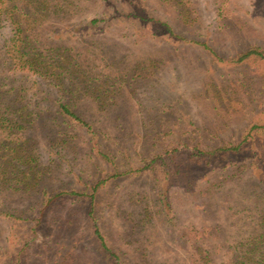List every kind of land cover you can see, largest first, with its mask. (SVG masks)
Segmentation results:
<instances>
[{"label": "rangeland", "instance_id": "rangeland-1", "mask_svg": "<svg viewBox=\"0 0 264 264\" xmlns=\"http://www.w3.org/2000/svg\"><path fill=\"white\" fill-rule=\"evenodd\" d=\"M56 2L32 33L64 69L30 88L27 126L0 148V264H113L94 225L120 264H190L204 227L214 264L239 257L260 229L264 131L226 154L264 125V59L233 58L264 47V0Z\"/></svg>", "mask_w": 264, "mask_h": 264}, {"label": "trees", "instance_id": "trees-1", "mask_svg": "<svg viewBox=\"0 0 264 264\" xmlns=\"http://www.w3.org/2000/svg\"><path fill=\"white\" fill-rule=\"evenodd\" d=\"M64 6L60 2L51 3V0H0V69H2L0 71V134H3V138L0 139V148L8 150L11 147L8 143L13 141L8 139L9 136L16 131L23 130L27 126L30 115L28 103L35 94L32 91L29 92L30 88L34 87V85L37 86L41 78L48 79L51 77L52 79H56L60 74V69H64L62 68L64 64L59 63L60 61L57 62V59L54 57L53 53H56L55 49L49 48L47 50L49 53L43 54L45 51L44 49H40L42 46L40 39L37 36H33L34 33H32L36 29L35 26L39 25L45 16L52 12H57ZM102 21H104V18L91 19L88 21V27L96 28L97 24ZM4 27H8V29H3ZM249 58L253 60L264 59V47L254 46L240 51L233 60L240 62ZM68 59L67 57L65 64L69 62ZM2 72L5 73L2 74ZM26 80H30L32 85L26 86ZM16 81L19 82L18 85L14 84ZM27 94L30 97H26ZM18 103L19 105H17ZM57 106V111L62 115L90 130L89 124L72 111L66 103L57 101ZM263 131L264 125L252 123L241 134L238 145L228 148L232 152H227L228 155L226 154V156L233 159L235 157L236 159L237 157L239 158L240 154L244 151V147L241 144L253 139L255 134L262 133ZM20 146H26L25 140L17 144L16 150ZM246 150L248 149L246 148ZM203 152L205 153L202 149H195L186 158L196 163H198V160L201 162L202 157H199V153ZM252 154L254 161L257 158L258 161L261 159L264 162V151L254 150ZM206 155L207 153L203 158ZM230 160L232 161V159H229L226 161V164ZM238 160H241V158ZM205 161L206 163L209 161L208 157H206ZM246 163L244 162L238 166L243 168L246 166ZM175 171L176 173L179 172L177 169ZM190 172L193 173V171ZM102 182L103 180L97 181L91 187L89 193L83 194L84 197H88V215L90 216L93 212L96 191ZM72 194L79 195L77 192H73ZM258 216L260 229L252 235L251 240L243 243L245 244L243 253L239 257L227 259L225 264H264V207L260 209ZM93 228L94 237L103 251L104 257L113 264H120L119 256L108 246L99 228L96 225ZM212 233L214 232L208 227L197 230L190 228L188 230L187 239H195V242H198L191 257H189L191 260L190 264H214L213 257L211 256L213 249L205 247L203 240H201L203 235H211Z\"/></svg>", "mask_w": 264, "mask_h": 264}]
</instances>
